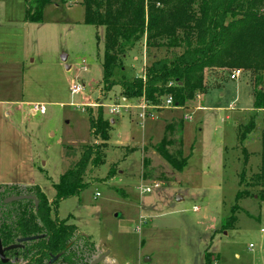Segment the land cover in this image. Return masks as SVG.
I'll return each instance as SVG.
<instances>
[{"label": "rangeland", "instance_id": "obj_1", "mask_svg": "<svg viewBox=\"0 0 264 264\" xmlns=\"http://www.w3.org/2000/svg\"><path fill=\"white\" fill-rule=\"evenodd\" d=\"M66 1L47 5L43 21L34 23L24 20L25 0H0V186H38L52 200V185L82 146L100 142L90 133L88 113L101 107L103 117L114 120L106 160L87 172L78 196L57 206L58 218L94 242L93 259L108 251L105 264H204L208 251L210 264H264L261 189L250 187L249 196L235 201L239 174L249 184L258 171L260 144L241 147L237 128L253 112L264 73L241 69L232 80V70H206V93L179 110L163 102L141 121V100L125 109L118 85L103 91L104 27L84 24L81 0ZM136 47L123 60L128 79L142 76L151 60L146 47L145 54L141 43ZM73 84L82 90L72 93ZM117 104L115 115L110 109ZM34 106L45 111L32 113ZM184 114L191 118L183 120ZM263 114H257L260 126ZM170 116L183 122V133L177 130L168 147L176 158L187 157L182 171L155 150ZM243 147L251 153L246 163ZM234 205L236 220L224 230Z\"/></svg>", "mask_w": 264, "mask_h": 264}, {"label": "trees", "instance_id": "obj_2", "mask_svg": "<svg viewBox=\"0 0 264 264\" xmlns=\"http://www.w3.org/2000/svg\"><path fill=\"white\" fill-rule=\"evenodd\" d=\"M66 0H25L24 20L40 23L44 8L65 4ZM86 25L104 27V50L101 58L102 88L110 91L114 85L121 89L123 101L134 103L143 99L147 104L160 106L171 97L175 107H187L197 95L207 92L206 70L264 73V0H81ZM144 41L151 60L142 76H124L123 60L137 44ZM166 51L159 56L151 50ZM122 73L119 80L116 74ZM264 109V86L254 90L252 114L247 123L237 128L238 144L256 130L261 142L260 165L249 184L239 174L235 201L250 195L248 188L259 187L264 199V114L262 126L256 123L257 114ZM99 107L89 115L90 133L99 143L82 146L78 160L59 177L54 198L48 197L38 186H0V240L4 247L26 236L43 237L25 243L18 255L25 264H45L51 255H59L52 264H90L95 251L94 242L80 233L66 219L52 218L61 200L78 196L86 183L88 171L102 165L112 130L111 119L103 117ZM182 121H172L164 127L165 134L155 150L175 170L182 171L187 157L176 158L169 153L176 131H182ZM179 144L181 148L182 136ZM247 162L246 150L242 148ZM69 154V153H68ZM182 155L181 149L178 153ZM113 169L108 171L113 175ZM243 172V171H241ZM244 182V183H243ZM14 195H33L31 200L5 204ZM234 205L231 215L223 219L221 228L230 227L236 220ZM15 251L5 252L12 261ZM210 253L205 251L204 263L210 264ZM0 264H2L0 262ZM105 264V263H99Z\"/></svg>", "mask_w": 264, "mask_h": 264}, {"label": "built area", "instance_id": "obj_3", "mask_svg": "<svg viewBox=\"0 0 264 264\" xmlns=\"http://www.w3.org/2000/svg\"><path fill=\"white\" fill-rule=\"evenodd\" d=\"M242 74V70L239 69V68H236V69H232L231 73L229 74V78L234 80V79H237L241 76ZM82 90V86L79 85V84H73L71 86V89L70 91L72 93H77V92H80ZM165 105V108H169V106H171L172 108H176V109H179V107H175L172 103V99L171 97H167L163 103ZM132 106L134 105H131L130 102H126V101H123V107L125 109H129V108H132ZM112 108L110 109V112L112 114H119L120 113V105H112L111 106ZM122 107V106H121ZM161 108V106H152V105H149L147 104L143 99H141V103L138 105V109H139V112H138V119L143 121L146 117H153L154 115V112L153 110H156V109H159ZM33 112H44L45 111V108L44 106H34L33 107ZM191 118V114H184L183 115V120H188ZM150 188H145V191H149ZM262 232H264V230L262 229L261 230ZM249 247L251 248L252 245L250 244Z\"/></svg>", "mask_w": 264, "mask_h": 264}, {"label": "water", "instance_id": "obj_4", "mask_svg": "<svg viewBox=\"0 0 264 264\" xmlns=\"http://www.w3.org/2000/svg\"><path fill=\"white\" fill-rule=\"evenodd\" d=\"M20 200H31L33 201L36 205H37V200H36V197L33 196V195H14V196H9L7 198H5L3 200V202L5 204H8V203H11V202H15V201H20ZM38 237L37 236H33V237H27V238H20L17 240V243L15 244H11L9 246H6L4 247L1 243V240H0V262L2 264H15L14 262L10 261L6 255H5V252L9 251V250H13L19 246H21V242H25V241H28V240H34V239H37ZM109 255V252L106 251L104 253H102L101 255H99L98 257L94 258L90 264H99V263H102ZM57 256L55 257H52L48 264H52L55 260H56ZM111 264H118V262L114 259H111Z\"/></svg>", "mask_w": 264, "mask_h": 264}, {"label": "crops", "instance_id": "obj_5", "mask_svg": "<svg viewBox=\"0 0 264 264\" xmlns=\"http://www.w3.org/2000/svg\"><path fill=\"white\" fill-rule=\"evenodd\" d=\"M55 7H57V5H54ZM140 44V43H139ZM142 44V46H143V52H144V54H145V43H144V41L141 43ZM137 46V45H136ZM134 47L132 50H135L137 47ZM131 50V51H132ZM145 56V55H144ZM142 61H143V59H142ZM143 63V62H142ZM139 75V74H138ZM137 75V76H138ZM139 76H141V75H139ZM199 108V107H198ZM197 109V108H196ZM174 110H179V109H174ZM252 110V109H251ZM31 112L32 113H34L33 112V110H31ZM160 112V111H159ZM249 114H251V113H249ZM166 121H168V122H166ZM172 121H176V118H174V117H172V116H170L168 119H166L165 120V126H166V124H168V123H170V122H172ZM111 123H113L114 124V120L113 119H111ZM184 131V130H183ZM183 131H182V133H183ZM182 140H183V137H182ZM254 140H257L258 142H259V144H260V149H261V142H260V139H259V137L257 136V135H255V137H252V135L251 134H249V136H248V138L245 140V142L243 143V146L245 145V143L248 145L249 143H251L252 141H254ZM245 148V147H244ZM245 150H246V154H248L247 156H248V158H249V156H250V152L245 148ZM258 153H260V150L258 151ZM260 156V155H259ZM248 158H247V162H248ZM259 165H260V162H259ZM259 165H258V168H259ZM205 264V263H204Z\"/></svg>", "mask_w": 264, "mask_h": 264}, {"label": "flooded vegetation", "instance_id": "obj_6", "mask_svg": "<svg viewBox=\"0 0 264 264\" xmlns=\"http://www.w3.org/2000/svg\"><path fill=\"white\" fill-rule=\"evenodd\" d=\"M55 217H56L58 220H60V218H58V214H55V215H54V213H52V218H55ZM34 236H37V237H38L37 239L43 237V235H34ZM27 237H29V236L21 237V238H27ZM30 237H31V236H30ZM32 237H33V236H32ZM19 239H20V238H19ZM17 240H18V239H17ZM17 240H16L15 243H17ZM34 240H36V239H34ZM28 241H31V240H28ZM28 241L21 242V244H20L21 246H19V247L13 249V250H17V251H15L14 257H13V259H12V262H14L15 264H25V263L28 262V260H23V258L20 257V255H18V250L24 248L25 243H27ZM15 243H13V244H15ZM55 256H57L56 260L59 258V255H51V256L49 257V259L45 261V264H48L49 260H50L52 257H55ZM56 260H55V261H56ZM55 261H54V262H55ZM54 262H53V263H54Z\"/></svg>", "mask_w": 264, "mask_h": 264}]
</instances>
